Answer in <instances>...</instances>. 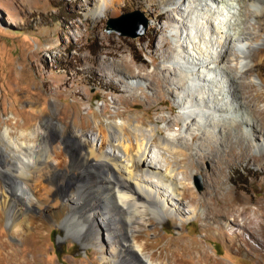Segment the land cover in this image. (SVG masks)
<instances>
[{
    "label": "rangeland",
    "instance_id": "374dc122",
    "mask_svg": "<svg viewBox=\"0 0 264 264\" xmlns=\"http://www.w3.org/2000/svg\"><path fill=\"white\" fill-rule=\"evenodd\" d=\"M173 1L0 0V145L1 130L5 124L13 128L14 135H20L22 128L28 130L21 139H30L36 144L41 142V136L28 137L29 132L41 125L53 138L52 145H56L75 131L93 136L96 119L113 116L118 121L120 116L143 115L145 127H155L160 135L180 139L181 146L188 147L186 161L191 160V163L186 165L191 177L187 182L197 203L206 190L213 189L208 186L213 171L216 173L222 168L223 187L232 189L235 197L245 196L253 207L256 200H264V166L254 160H239L225 152V149L228 151V144L224 141L227 139L221 137L220 124L223 121L218 124L212 119L211 116L220 113L213 108L212 101L207 102V97L214 99L210 89L221 91L220 103H224L222 96L225 95V100H231L225 78L231 82L232 74L225 72L226 75H222V72L213 70L207 72L203 68V72L210 73L214 78L212 85L210 81L203 80V76L197 78L196 74H191L190 62L196 51L203 53L210 64H217L216 47L221 48L224 41L221 30H226L228 24L239 21V18L244 19L246 15L242 9L246 4L240 0H225L226 4H222L228 8L223 12L227 24L213 20V25L220 28L210 32L203 26L202 18L197 16L203 11L204 1L177 0L178 4H173ZM185 5H188V11H192L187 17L188 28L180 27L176 19L181 16L173 10L176 6ZM231 6L241 11H235ZM154 8L170 10V19L156 18ZM230 9L232 12H229ZM248 19L250 23L256 20L251 15ZM134 20L139 22L140 27L144 21L143 31L139 30ZM166 36L168 44L165 47L170 52L161 55L156 47ZM247 41L245 46L262 44L264 32L257 39L251 37ZM234 45L232 48L229 44L228 48L226 44L222 49L231 52L225 65L237 72V62L248 60L242 57L241 44ZM107 50L114 54L106 53ZM82 56L92 61H97L98 57L106 58L116 64L126 58L133 62L135 72L142 69L143 73H148L156 69L158 76L134 77L136 82L130 91L116 90L120 81L103 77L98 69L83 70L86 64L80 59ZM165 67L183 75L185 83L175 86L165 81L164 73L168 75L167 70L162 72ZM260 74L251 72L238 79L251 84L246 93L238 92V100L250 105L264 101L254 99L256 94L264 93V71ZM169 76L174 75L171 72ZM72 85L82 94L74 92ZM239 86L238 82L234 83V87L240 90ZM154 95L163 101L153 100ZM131 96L137 99L138 104L132 102L127 105ZM147 101L151 103L147 105ZM172 105L173 111L170 110ZM118 111L119 114H116ZM169 120L178 124L169 126ZM248 127V123L242 125L244 131ZM192 134L197 137L192 139ZM96 143L99 144L100 140L95 139ZM260 143L255 142L256 147ZM200 144H203L201 148ZM211 147L215 151L213 156L210 155ZM12 148L7 146L0 151V201L5 190L8 196L4 207L6 213L12 212V218L8 219L0 202V243L7 246L5 251L14 247L30 264H118L101 258L103 254L108 255L111 243L99 219L101 216L92 221L96 226L92 231L81 214L84 210L77 208V212L72 214L71 201H67L64 191H61L64 188L76 196L74 192L85 190L84 182L79 180L82 172L71 164L69 151L63 150L53 156L59 164L49 168L42 163L48 154L47 149H34V153L26 155L31 161L38 162V168H35L32 162L28 166L19 164ZM157 150L158 147L153 145L152 153L157 154ZM196 153L210 157L196 162ZM192 159L195 161L192 162ZM34 183H41V186L32 188L34 194L25 206L19 196H29L26 184L32 186ZM42 184L47 187L44 194ZM13 218L17 222L15 227L11 226ZM28 221L31 224H27ZM208 222L209 226H205L203 211L199 209L196 216L181 226L172 219L164 223L152 219L138 233L142 236L141 240L149 243L144 252L155 251L154 258H157V253L163 251L164 257L159 260L167 262L165 264H174L168 255L172 252L169 244L176 237L194 244L191 255L189 252L185 255L177 252L185 262H197L202 249L223 264H264V236L258 226L259 220L245 224L241 220L220 218L219 227L213 220ZM198 245L202 247L197 248ZM3 264L7 263L3 261Z\"/></svg>",
    "mask_w": 264,
    "mask_h": 264
},
{
    "label": "bare ground",
    "instance_id": "6f19581e",
    "mask_svg": "<svg viewBox=\"0 0 264 264\" xmlns=\"http://www.w3.org/2000/svg\"><path fill=\"white\" fill-rule=\"evenodd\" d=\"M199 1L201 3L204 1V8L197 16L202 18L203 26L208 28L210 32H216V29L220 27L218 26V28L213 25L215 20H218L223 25L226 23L223 12L228 8L227 5L223 6L222 4H226L225 0ZM240 1L246 4V7L242 9L246 16L242 20L239 18V21L236 20L234 23L228 24L230 26L227 25L228 28L226 30L220 29L224 32V41L221 44V48L218 49L216 47L218 54L217 64H210L206 56L197 51L193 53L192 61L190 62L188 59V62L192 64L191 74H196L197 78L203 76V80L210 81L211 85L215 80L210 73L203 72V68L207 72L213 70L222 72V75L223 73L226 75L225 72L232 74V83L227 81V77V79L225 78V81L228 83L226 85L229 87L230 96L232 95L231 100H225V95L224 97L222 96L224 103H220L219 94H221V91L217 92L210 89L214 99L211 100L210 97H207V102L212 101L213 108L220 113L219 115L217 114L218 116L213 115L211 117L218 124H220V121H223L220 124L222 126L221 137L227 139L224 140L226 141L225 144H228V151L225 149L227 154L239 160H254L261 166H264V101L262 103L255 102L250 105L237 99L239 91L246 93L247 88L251 86V84L244 83L238 79L251 72H257V74L261 75L260 73L264 71V41L262 44L245 46L248 42L247 39L251 37L253 40L254 38L257 39L261 32H264V0ZM173 4H178L177 0H174ZM231 7L236 9L235 6ZM187 8L188 5L173 8L181 16L182 19L176 20L180 23V27L183 28H188L187 17L189 14H192V11H188ZM235 11L241 10L236 9ZM154 12L156 18L165 17L170 19V10L168 9L159 11L157 8H154ZM229 12H232V9ZM250 15L256 18L253 23L249 22L248 16ZM134 29L136 30V28ZM251 33H253L252 36ZM167 40V36L163 37L156 47V51L160 52L161 55L165 54V52H170L165 47L168 44ZM226 44L228 48L229 44H232V48H234V44H241L242 57L248 60L240 62L241 64L237 62L235 66L237 72L231 66L227 67L224 63L231 54V52L222 49ZM106 53L114 54L111 50H107ZM209 57L212 58V55L210 54ZM80 59L86 64V68L83 70L87 68L100 70L99 74L103 77L109 80L115 79L120 81V86L115 87V89L124 92L132 89V84L136 82L133 80L134 77L151 76L154 78L158 76L156 69L148 73H143L142 69L135 72L133 70V62L126 58H122L118 64L108 62L106 58L101 57H98L97 61L89 60L87 56H82ZM166 70L168 71V75L164 73ZM162 72L164 73L165 81L174 83L175 86L185 83L183 75L176 71H171L169 67H165ZM171 72L174 75L173 77L169 76ZM130 79L132 80L131 82L129 81ZM235 82H238L240 85V90L234 87ZM71 87L74 92L82 94L81 90H76L73 85ZM152 99L158 102L163 101L157 95L152 96ZM254 99L264 100V93L256 94ZM127 100H130L127 105H131L132 102L134 105L138 104L134 96L129 97ZM150 103L147 101V105ZM176 103L180 104V101L176 100ZM230 108L232 109L231 112L228 111L226 113L225 111ZM247 108L249 109L247 110ZM147 109H149V106ZM170 110H174L173 105ZM103 111H105V108ZM119 111L116 114H119ZM160 119H163V117H160ZM248 119H252V121H248ZM245 123H248L249 127L244 131L242 125ZM177 124L178 122L173 120H169L168 123L169 126ZM5 125L1 130L2 144L0 145V151L4 147L12 146L11 150L17 157L19 164L25 166L32 162L34 167L38 168V162L31 161L30 157H27L28 155L26 154L34 153V149H47L48 154L43 158L42 163L45 164V167L49 165V168H54L56 164H59V160L53 158V156L59 155L63 150L69 151L71 164L82 172L79 180L84 182L85 190L74 192L76 196H72V192L68 193L64 188L61 191H64L67 197L66 200L71 201L72 214L77 212V208L84 210L81 214L84 215V219L92 231L96 229L92 221L97 220L96 217L99 215L101 216V218H99L100 216L98 218L101 219L102 224L105 226L112 243H110L108 255H102L103 261L118 262V264L167 263L159 260L164 255L161 250L157 253V258H154L155 251L149 254L144 252L145 249L149 248V243L140 239L142 236L138 231L147 227L146 225L152 219H155L159 223L172 219L178 226H181L190 220L191 217L196 216L199 209L203 211L205 226H209V220H213L217 225L220 224V218L234 221L241 220L245 224L257 219L259 220L258 226L261 229L259 230L262 236H264V200H256L254 203L255 207H253L250 204V200L245 196L235 197L232 189L223 187L222 175H224V172L222 168L216 173L213 171L211 182L210 184L207 183L213 189L211 191L206 190L202 194L200 202L197 203L196 197L190 190L187 182L191 177L186 165L187 163H191V160L190 162L186 161L188 158V147H182L180 139H172L160 135L159 130L155 127H145L143 115L120 116V120L118 121L113 116L112 118L96 119L93 136L77 134V131H75L68 138H63L56 145H52L53 138L41 125L35 126L30 130V135L28 136H41V142L38 144L30 139H21V136H24L28 130L22 128L20 129V135H14L12 134L13 128L7 124ZM236 129L238 132H235ZM196 137V135L192 134L191 138L195 139ZM95 139L100 140V143L94 144ZM257 141L261 142L258 147L255 145ZM153 145L158 147L157 154L152 153ZM106 146L109 149H106ZM201 146L203 144L199 145L200 148ZM214 153L215 151L211 147L210 155L213 156ZM207 157L209 158L210 156L204 153H196V162H201V159ZM194 161L192 159V162ZM15 165L18 166L16 163ZM180 174L182 175L180 176ZM35 185V183L32 186L26 184L29 196L22 197L18 193L13 194L18 195L26 206L30 202V197L34 194L32 188L35 189ZM39 186H41V183H37L36 187ZM82 186L84 185L82 184ZM41 188H44L42 194L46 193V185L42 184ZM2 195L3 198L0 201L2 210L9 219L12 216V212L11 214L6 213L4 207V204L7 203V192L3 190ZM184 207L187 208L186 211ZM11 222V226L15 227L17 224L16 219L13 218ZM27 224H31V221H28ZM193 245L184 241L181 237L173 238L169 244L172 252L168 255V259L172 260L174 264H223L219 259H213L210 254H207L202 249L201 255L199 254L195 263L185 262L182 257L177 255L179 251L184 253V255L188 252L190 254L194 247ZM5 247L7 246L0 243V264H3V261L7 264H30L22 252L17 251L14 247H9L5 251ZM198 247H202V245H198Z\"/></svg>",
    "mask_w": 264,
    "mask_h": 264
},
{
    "label": "water",
    "instance_id": "95a60500",
    "mask_svg": "<svg viewBox=\"0 0 264 264\" xmlns=\"http://www.w3.org/2000/svg\"><path fill=\"white\" fill-rule=\"evenodd\" d=\"M137 24L139 23V22H137V20H134ZM138 25H140V24H138ZM143 28H144V21H143V24L141 25V27H140V31L142 30L143 31ZM110 31V30H109Z\"/></svg>",
    "mask_w": 264,
    "mask_h": 264
}]
</instances>
